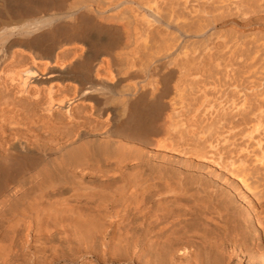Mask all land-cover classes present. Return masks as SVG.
Instances as JSON below:
<instances>
[{
    "label": "bare ground",
    "instance_id": "1",
    "mask_svg": "<svg viewBox=\"0 0 264 264\" xmlns=\"http://www.w3.org/2000/svg\"><path fill=\"white\" fill-rule=\"evenodd\" d=\"M237 256L264 262V0H0V264Z\"/></svg>",
    "mask_w": 264,
    "mask_h": 264
},
{
    "label": "rangeland",
    "instance_id": "2",
    "mask_svg": "<svg viewBox=\"0 0 264 264\" xmlns=\"http://www.w3.org/2000/svg\"><path fill=\"white\" fill-rule=\"evenodd\" d=\"M229 264H263L262 262H250V261H246L245 259H240L238 256L237 257H231L229 259Z\"/></svg>",
    "mask_w": 264,
    "mask_h": 264
}]
</instances>
